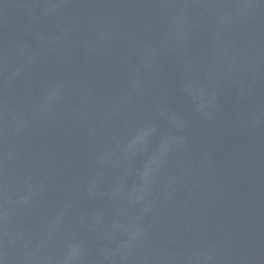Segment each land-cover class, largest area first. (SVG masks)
<instances>
[{
    "label": "water",
    "instance_id": "1",
    "mask_svg": "<svg viewBox=\"0 0 264 264\" xmlns=\"http://www.w3.org/2000/svg\"><path fill=\"white\" fill-rule=\"evenodd\" d=\"M0 264H264V0H0Z\"/></svg>",
    "mask_w": 264,
    "mask_h": 264
}]
</instances>
